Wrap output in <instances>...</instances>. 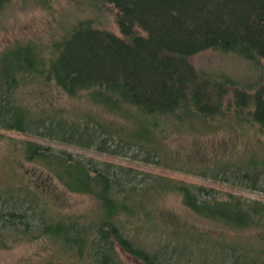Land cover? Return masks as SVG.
Segmentation results:
<instances>
[{
	"label": "trees",
	"instance_id": "trees-1",
	"mask_svg": "<svg viewBox=\"0 0 264 264\" xmlns=\"http://www.w3.org/2000/svg\"><path fill=\"white\" fill-rule=\"evenodd\" d=\"M11 1L0 0V15ZM96 1L116 12L121 36L88 21L47 47L15 40L0 53V142L1 131H9L171 168L177 159L164 140L213 116L229 117L230 109H221L229 90L232 117L264 134V84L248 93L228 79L202 76L191 63L207 50L264 60V0ZM55 90L84 99L88 109L58 108ZM23 153L43 170L30 184L0 191V251L44 238L56 248L47 264H125L117 248L142 264H264L248 245L186 241L185 229L172 224L177 217L159 207L165 193H174L198 216L246 232L264 230V202L223 198L215 189L32 141ZM200 176L264 193V154L216 164ZM69 194L91 197L94 210L63 213ZM163 219L172 238L145 245L139 229L149 234ZM60 253L68 259L57 263Z\"/></svg>",
	"mask_w": 264,
	"mask_h": 264
},
{
	"label": "rangeland",
	"instance_id": "rangeland-1",
	"mask_svg": "<svg viewBox=\"0 0 264 264\" xmlns=\"http://www.w3.org/2000/svg\"><path fill=\"white\" fill-rule=\"evenodd\" d=\"M88 21L97 29L121 36L116 12L110 6L101 5L96 0H12L0 15V53L15 40H32L38 45L47 47L50 43L64 38L73 27ZM191 63L202 76L211 78L216 83L228 79L235 82L240 89L248 87V93H252L259 84H264V60L256 64L237 54L207 50L192 57ZM222 95L221 109H230L226 111V115L230 118L216 115L209 118L207 124L203 122L201 124L200 121V124L194 125V128L187 127L188 129L182 134H173L164 140V143L175 151L177 160L170 166L172 169L164 165V161L161 165L146 164L75 145L1 131L4 138L0 142V191L14 190L22 183L30 184L32 180L39 178L43 170L41 165L29 162L23 153L25 143L32 141L58 152L66 151L76 157L107 162L133 168L147 175L167 177L175 181L215 189L223 195V198L234 195L250 201L264 202L263 192L244 189L237 186L239 184L234 185L233 182H218L200 176L203 171L214 168L216 164L228 163L241 157L249 159L257 153L264 154V134L258 131V126L239 124L236 118L232 117L236 113L233 105L234 90L224 92ZM51 96L54 97V103L58 108L72 112L88 109L84 99L69 98L59 90L53 91ZM27 101L30 104L35 102L31 98ZM161 200L159 207L168 212V215L177 217L172 224L175 221L179 227L185 229L183 238L186 241L196 240L195 244H206L215 248L220 247L221 244L248 245L260 250L259 256L264 260V230L246 232L227 230L192 212L183 205L181 196L174 193H165ZM95 204V201L86 195L69 194L62 212L85 216L94 210ZM133 223V220H129L126 225L130 235L134 233ZM166 224L163 219L161 225L149 234L146 230L139 229L143 243L156 244L172 238L171 228ZM54 250L56 248L43 238L33 243L20 244L10 250L0 251V264H47L54 255ZM117 251L125 264H142L140 260L126 254L120 248H117ZM59 255L56 256L60 259L56 261L57 263L68 259V255L62 253Z\"/></svg>",
	"mask_w": 264,
	"mask_h": 264
},
{
	"label": "bare ground",
	"instance_id": "bare-ground-1",
	"mask_svg": "<svg viewBox=\"0 0 264 264\" xmlns=\"http://www.w3.org/2000/svg\"><path fill=\"white\" fill-rule=\"evenodd\" d=\"M210 72V71H209ZM214 72V71H213ZM216 72V71H215ZM163 262V261H162Z\"/></svg>",
	"mask_w": 264,
	"mask_h": 264
}]
</instances>
